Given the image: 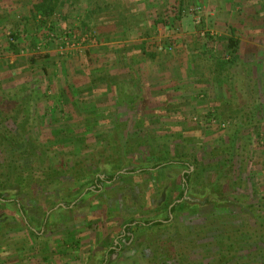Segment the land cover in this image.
<instances>
[{"label":"rangeland","instance_id":"1","mask_svg":"<svg viewBox=\"0 0 264 264\" xmlns=\"http://www.w3.org/2000/svg\"><path fill=\"white\" fill-rule=\"evenodd\" d=\"M36 2L39 0H0V92L10 94L25 87L29 93L32 87L47 93L48 97H41L39 102L40 126L34 134L58 153V171L64 167L71 176L70 167L76 161L85 159L90 165L102 153L104 164L99 165L102 171L98 175L107 181L105 169L109 165L105 162L113 159L117 161V166H112L117 175L113 183L99 184L100 198L90 194L76 210L75 204L85 193L72 202L69 208L73 211L59 213L51 202L44 204L49 191L42 188L44 193L38 198L44 218L48 215L44 227L35 228L32 215L16 218L13 208L1 202L0 217L16 222L0 230V264H95L94 252L111 247L116 249L113 254L102 250L104 264L112 260L122 264L134 253L142 257L141 252L149 253L150 248L141 241L129 243L125 231V221L132 218L127 215H134L135 207L141 204L144 217L161 215L159 221H165L176 201L182 203L177 215L187 225L175 232L192 247L193 237L200 230H193L191 225L208 222L210 215L219 216L221 211H216L213 203L203 204L205 196L200 193L204 192L190 195L187 187L184 198L177 200L182 175L189 170L174 167L157 173L145 160L154 146L170 150L174 143H180L182 152L190 155L189 161L195 158L207 168L204 177L209 179L232 152L228 168L232 173L221 185L236 181L233 194L237 198L246 195V201L264 214V0H59L50 21L53 32L71 30L77 37L74 47L63 49L55 41L47 42L50 24L31 14ZM180 7H201V22L197 23L190 12L179 14ZM161 20L166 25L155 23ZM13 32L21 35L18 53L11 48ZM232 36L239 39L238 52L233 62L221 68L220 62L231 58L226 41ZM39 41L46 45L34 51ZM161 45L164 48L160 49ZM134 46L155 55L160 66L156 84L146 80L138 85L136 78L118 77V57H126V66L131 58L117 52ZM167 46H172V51L166 50ZM155 70L148 66L149 74ZM116 83L122 85L117 96L111 90ZM116 97L125 100L118 107ZM239 123L244 126L235 135ZM61 129L74 132L54 144L51 138L56 134L62 137ZM142 137L156 141L148 140L149 147L138 145ZM143 162L148 166L141 167ZM132 168L136 170L133 175L119 178L120 173H131ZM194 169L192 163L191 172ZM144 193L148 194L145 199ZM110 209L123 211L116 216L109 214ZM247 218L237 208L231 215L235 223ZM254 222L247 221L250 231ZM32 231L41 233L40 237ZM149 232L141 226L133 234L143 241ZM217 232L214 225L206 229L202 242L214 241ZM166 235L162 239H167ZM193 249L200 258L202 248ZM246 261L243 258L240 263Z\"/></svg>","mask_w":264,"mask_h":264},{"label":"trees","instance_id":"2","mask_svg":"<svg viewBox=\"0 0 264 264\" xmlns=\"http://www.w3.org/2000/svg\"><path fill=\"white\" fill-rule=\"evenodd\" d=\"M58 1L59 0H39V2L34 3L31 7V14L34 18L40 17L43 24H50V26L47 27L48 31L55 30V27L51 25L50 21L59 8ZM184 10L186 9L180 7L179 14H183ZM155 23L161 24L162 26L166 25L165 20L155 21ZM233 33H235V29H232V35H234ZM20 36V32H13L10 36V38L15 40V42L10 41L14 53L20 52ZM226 42L227 52L231 58L229 61H221V68H225L234 61L240 44L239 39L235 36L228 38ZM165 43L168 45L170 42L165 41ZM165 43L163 44L164 46H166ZM149 55L151 57L155 56L154 54ZM31 60L34 61L35 57H31ZM119 86L122 87L119 83L114 84V89L112 90L115 96H117V92H119ZM28 92L29 93H27L25 87H18L15 92L10 94L8 92H0V203L5 202L6 206L9 208L12 207L16 218L22 219L24 214L28 217L32 215L34 219L31 220L36 228L38 226H43V219L45 217V212L42 211L43 208L40 205L41 200L38 198L40 194L42 195L44 193L42 188L46 192L49 191V194L47 193L45 197L46 201L42 200L44 204L45 202L47 204L51 202L52 206L56 207L60 205L62 201L67 202L65 206L61 205L58 208L57 212L59 213L68 210L73 211V209L69 208L70 204L79 200L85 193V195L81 197V201L75 204L76 206L74 209L76 210L79 207L78 204L86 201L90 194L95 196L98 195V198L101 197L102 192L100 193V187L97 186L96 183L107 185V183H113L115 181L117 172L114 171L113 167L117 166V161L113 159L105 162L109 165L105 169L106 174L109 175L106 177L107 181L98 175V172L102 171L99 165H102V163L104 164L101 159V157H104L102 153H100L96 161L92 159L94 164L91 163L90 165H86L84 162L85 159L76 161L75 165L70 167L73 172L71 176L67 175L64 167L58 171L56 168L57 161L59 162L58 153L47 148L34 134L36 133L34 130L40 126V123H38L40 120V99L41 97H48V95L46 92L41 93L39 89H34L32 87L28 89ZM123 92L126 93V90L124 89ZM132 94L136 96L135 93ZM115 100L116 107L120 105L121 101H125L121 98L119 99V97H116ZM45 116L47 118V114ZM251 119H253V116H251L250 120ZM243 126L244 125L239 123L237 129L234 130V134L238 135ZM125 128L126 125H124V129ZM73 132L72 129H61L59 133L62 137L56 134L51 139H54V144H58V142L62 140H67V137ZM148 140H152V142L156 141L150 138L145 140V138L142 137L141 141L137 144L149 147L151 143L148 142ZM79 145V143L75 144L78 149H80ZM172 146L170 150H162L154 146L151 153L152 155L145 160L151 162V167L155 169L157 173H167L170 168L172 170L174 167L189 170L182 175L180 181L182 187L177 200L184 198L186 187L190 195H195L198 191L204 192L200 193L205 196L203 204L213 203L215 210L221 211V214L219 216H217V214L210 215L208 222L203 224L191 225L193 230H196L197 227V230L200 231L196 233L198 234L196 237H193V242L191 243L192 247H189L186 241L180 240L175 232L178 228L181 229L182 225L183 227L187 225L184 224L182 220H180V222L179 216L177 215L182 203H177L171 208V213L174 217L171 219L170 216H167L165 221H159L161 215L156 218L144 217V204L138 207V205L136 206L134 203V207L136 206L134 210L135 214H128L127 216H132V218L129 222H125L126 224L136 222V225L134 227H127V231L130 232L129 235H127V240L134 238L132 239V243L141 241L140 244L143 243L147 248H150V252L147 253L148 251L143 250L141 252L142 257H139L138 253H134L126 259L132 261L134 264H142V262L146 264H241L240 262L243 258L247 261L242 264L264 263V214L261 210H257L254 204L246 201L248 200L246 195L237 198L236 195L233 194L236 193L234 189L236 188L234 187L236 181H229L228 185L224 187L221 185L222 181L231 176L232 171L228 170V168H231L233 153H230L227 161H224L219 169L211 172V178L209 179L206 176L204 177V172L207 171V168L203 166L202 163H198V160L195 158L192 159V162L187 159L190 155L186 154L184 151L182 152L181 148H184V146L180 145L178 142L176 144L174 143ZM187 149L190 150L191 148L188 147ZM122 156H125V154H122ZM192 163L195 169L191 172L190 166ZM145 166H148V164L143 162L141 167ZM130 171L132 172L120 173V175H118L119 178L133 175L132 173L136 170L132 168ZM47 186H49V189H45ZM231 186L233 187L230 188ZM93 187L94 189L92 190L91 188ZM147 196L148 194L144 193L143 198L145 199ZM231 197H233V199H231ZM30 198L33 200H30ZM183 206H186V204ZM231 207L234 209L237 208L248 218L241 219L240 223H235L231 220V215L234 210H229ZM109 208L110 205L108 204V209ZM122 211L121 209L115 210L114 212L111 210L109 214L112 212V215L115 214L117 216L119 213L121 214ZM222 211L224 213H222ZM41 215L43 216L41 217ZM233 218L238 219L240 217ZM248 219L255 221L253 231H250L249 226H247ZM14 222H16V219L0 217V230L3 229L4 226L10 228L15 224ZM213 225L214 228H216V226L218 228V232L214 236V241H206L203 243L202 241L206 239L202 237V234L206 229H211ZM141 226L147 227L148 231H151L149 235H146L143 241L137 236H135L137 237L135 238L133 234L136 228ZM187 228H191L189 224ZM193 230L191 234L195 233ZM160 231H163V233H160ZM32 234L38 236L34 231H32ZM159 234L161 238H156ZM165 234H167V239L164 240L162 237H165ZM195 247L202 248L203 252L200 258L195 257L197 254V251L193 249ZM102 250L103 249L100 248L97 252H94V258L96 259L94 260L97 261L95 264L104 263V257H100ZM106 251L109 254H113L116 249L112 248L109 250L107 248ZM106 251L103 250V252ZM126 259L122 261V264H127ZM114 262L115 260H112L109 264H114Z\"/></svg>","mask_w":264,"mask_h":264},{"label":"crops","instance_id":"3","mask_svg":"<svg viewBox=\"0 0 264 264\" xmlns=\"http://www.w3.org/2000/svg\"><path fill=\"white\" fill-rule=\"evenodd\" d=\"M139 48H143V47L142 46L141 47L134 46V47H132V49L121 50V51L119 50V52H117V53L123 54V55L126 54L127 56H129L131 58V59H129L131 62H129L128 65L126 66V64L128 62V61H126V57H124V58L118 57V59H119V61L117 63L119 66L118 67V70H119L118 71V75H119L118 77H121V78L125 77V79L126 78H131V79L136 78V83H138V85L145 84L144 82H146V80L149 81V84H156L157 83V77L155 76V75H157L156 71L160 70V66L157 63L158 61L155 60V56L151 57L150 55L145 53V51L148 52L149 50H147V49L140 50ZM149 65L152 66V68L156 69L154 72L151 71V74H149L147 71ZM170 67L173 68V66H170ZM146 74H147L148 78H147ZM152 74H154V75H152ZM136 88H134V89H136ZM113 89H114V87H113ZM111 90H112V86H111Z\"/></svg>","mask_w":264,"mask_h":264},{"label":"built area","instance_id":"4","mask_svg":"<svg viewBox=\"0 0 264 264\" xmlns=\"http://www.w3.org/2000/svg\"><path fill=\"white\" fill-rule=\"evenodd\" d=\"M192 13L194 15V19L197 23H200L201 21V17L200 15L204 13L203 9L201 7H197V8H192L189 10H184L183 11V15H186L188 13ZM93 33H90V36L92 37ZM46 38H47V42H57V44L60 45L61 49H63V47H74L77 37L76 34L73 33V31L69 30V31H65V32H57L54 33L53 31H48L46 34ZM11 42H15L14 39L10 38ZM46 43H42L41 41H39L34 49L35 50H39L42 46H45ZM164 48L163 45L160 46V49ZM173 47H166V50L172 51ZM195 121H198V118L195 116L193 118ZM213 124H215V120H210ZM200 123H202V120L199 121ZM224 126V125H223Z\"/></svg>","mask_w":264,"mask_h":264},{"label":"flooded vegetation","instance_id":"5","mask_svg":"<svg viewBox=\"0 0 264 264\" xmlns=\"http://www.w3.org/2000/svg\"><path fill=\"white\" fill-rule=\"evenodd\" d=\"M190 170H191V166H190ZM96 185L99 186V183H96ZM176 203H178V201H176ZM176 203H175V204H176ZM169 212L171 213V209H170ZM169 216H170V218L172 219V215H169ZM47 219H48V215H47L46 218L43 219V227H44L45 225H47V221H48ZM135 225H136V222H134V223H132V224H129V223H128V224L125 225V226H126V227H125L126 236L129 235V233H130V232L127 231V227H128V226L134 227ZM35 234L38 235L37 237H40V234H41V233H37V232H35ZM132 239H134V238H132ZM132 239L128 240V242H129V243H130V242L132 243V242H133ZM111 249H112V247H111ZM103 264H104V263H103Z\"/></svg>","mask_w":264,"mask_h":264},{"label":"water","instance_id":"6","mask_svg":"<svg viewBox=\"0 0 264 264\" xmlns=\"http://www.w3.org/2000/svg\"><path fill=\"white\" fill-rule=\"evenodd\" d=\"M186 194V193H185ZM61 205H58L55 209H58Z\"/></svg>","mask_w":264,"mask_h":264}]
</instances>
